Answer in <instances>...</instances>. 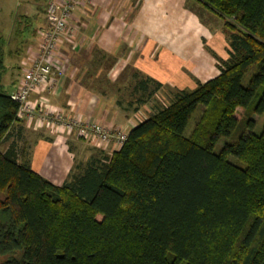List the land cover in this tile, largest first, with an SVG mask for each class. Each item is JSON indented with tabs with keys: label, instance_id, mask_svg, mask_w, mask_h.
Segmentation results:
<instances>
[{
	"label": "trees",
	"instance_id": "16d2710c",
	"mask_svg": "<svg viewBox=\"0 0 264 264\" xmlns=\"http://www.w3.org/2000/svg\"><path fill=\"white\" fill-rule=\"evenodd\" d=\"M193 5L221 22L228 58L217 59L218 75L171 91L119 149L95 148L61 186L1 152L20 121L0 92V264H264V120L254 132L264 117V0ZM130 83L117 104L134 112L165 87L138 71Z\"/></svg>",
	"mask_w": 264,
	"mask_h": 264
},
{
	"label": "crops",
	"instance_id": "0c3cea01",
	"mask_svg": "<svg viewBox=\"0 0 264 264\" xmlns=\"http://www.w3.org/2000/svg\"><path fill=\"white\" fill-rule=\"evenodd\" d=\"M48 1L41 9L25 7L15 14L10 3L4 14L0 12L7 39L4 42L0 35L3 50L7 49L0 83L8 85L5 93L10 96L20 82L23 63L35 52L37 30L46 25ZM185 4L186 0H86L70 20L75 28L73 43H65L59 50L63 73L56 91L40 97L67 116L128 133L152 113L147 104L137 112L132 111L133 105L117 104L130 99L118 95L120 86L131 84L133 71L177 90H192L197 83L216 77L217 59L228 58V46L226 54L217 49L215 37L221 30L210 31ZM14 46L17 50L11 52ZM104 81L113 90L100 88ZM37 98L33 95V102ZM143 108L146 116L137 119ZM13 133L1 152L12 150L18 159L23 155L33 172L56 186L67 181L76 164H85L98 152L75 134L58 133L35 123L20 121ZM116 150L112 144L103 153L110 155Z\"/></svg>",
	"mask_w": 264,
	"mask_h": 264
},
{
	"label": "built area",
	"instance_id": "2783aa9c",
	"mask_svg": "<svg viewBox=\"0 0 264 264\" xmlns=\"http://www.w3.org/2000/svg\"><path fill=\"white\" fill-rule=\"evenodd\" d=\"M86 0H49L45 10V27L36 32L35 52L21 67L20 82L11 95L17 104V118L26 124L35 123L58 133L75 134L86 144L107 151L113 146L119 149L126 141L127 132L108 130L96 122L65 115L52 107L43 94L55 93L62 75L60 47L73 43L75 28L70 25L73 12ZM39 98L35 102L32 96Z\"/></svg>",
	"mask_w": 264,
	"mask_h": 264
},
{
	"label": "rangeland",
	"instance_id": "374dc122",
	"mask_svg": "<svg viewBox=\"0 0 264 264\" xmlns=\"http://www.w3.org/2000/svg\"><path fill=\"white\" fill-rule=\"evenodd\" d=\"M10 3L12 6H14L13 7V13L15 14L16 12L18 13L19 11L23 10L25 7L28 9H31V10L41 9L44 6L45 0H34L32 2H29V3H27L26 0H0V12L4 14L5 10L7 9V6ZM185 7L188 11L194 12V14H197L201 23L208 26L210 31L218 30V32H219V30H221V33H218L217 37H215V43H216L217 49L223 50V52L226 54L227 41H226V38H225V35L223 32L221 22L218 21L216 18H214V17L206 14L205 12H203V10L198 8L196 5H193V7L190 6L191 8L189 9V8H187V6L185 4ZM0 16L3 17V15H0ZM0 25H2V26H0V35L2 36L1 38L3 39L4 42H6L7 39L4 37V34H5L4 25L2 23H0ZM22 33H25V31H23ZM28 35H29V38H31V36H30V35H32L31 32H29ZM18 39H20V42H21L22 39L21 38H18ZM14 43H17V42L14 41ZM18 48H19V50L21 49V47H18ZM4 50H7V49H4ZM15 50H17V48L14 46V47H11L10 51L15 52ZM12 56H13V54H12ZM256 68H257V65H253L250 68V70L246 73V75L243 79L244 85L247 83L249 78L255 73ZM103 85L104 86H101L100 88L105 89L107 91L113 90L112 85H110L109 83H106L104 81ZM8 89H9V87L7 84H4V82H3V84H2V82L0 83V92H7ZM120 89H121V90H119L120 94L117 93V94H119L118 97H122V98L125 97V99H127V97H128L127 95L129 93V90L131 89V87L120 86ZM174 90H177V89H174V87H169V86L165 85L164 89L161 90L158 94H156V96H154V98H152V100H150L147 103L148 110H151V111L155 110L159 105L160 106L167 105L171 101V98H172L171 95H169V93L171 91H174ZM183 90H190V89H187V87H185V89H183ZM146 111L147 110H145L143 108L140 112H138L136 115L137 119H140V120L144 119V116H146V114H147ZM194 119H195V116L190 119L188 126L186 128V134H189V132L191 131V129L193 127ZM254 119L257 122V125L255 127L254 132L256 134H259L261 131V128H262V122L264 120V117L259 119V117L256 116ZM220 145H221V143H219L217 145V147H219ZM0 199H2L1 194H0ZM3 258L4 257H0V262L3 260Z\"/></svg>",
	"mask_w": 264,
	"mask_h": 264
}]
</instances>
